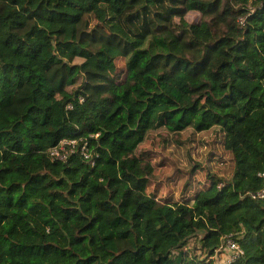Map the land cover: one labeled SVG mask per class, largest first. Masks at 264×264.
Segmentation results:
<instances>
[{"label": "trees", "instance_id": "obj_1", "mask_svg": "<svg viewBox=\"0 0 264 264\" xmlns=\"http://www.w3.org/2000/svg\"><path fill=\"white\" fill-rule=\"evenodd\" d=\"M158 130L224 166L160 196ZM263 171L264 0H0V264H264Z\"/></svg>", "mask_w": 264, "mask_h": 264}, {"label": "rangeland", "instance_id": "obj_2", "mask_svg": "<svg viewBox=\"0 0 264 264\" xmlns=\"http://www.w3.org/2000/svg\"><path fill=\"white\" fill-rule=\"evenodd\" d=\"M197 18L198 14L196 12H191L187 16L189 21H196ZM114 30L122 32L118 27L114 28ZM82 61L83 59L81 58L75 60L76 63ZM120 66H124L123 62H120ZM164 135L163 130L152 132L146 142L139 147L144 150H152V160L156 169V181L152 189H156L160 196H173L177 199L179 194L181 195L182 193L183 184L186 180L194 178L196 183L202 184V180L206 178L208 171H218V166H224V163L218 164L217 161L224 162L225 159L214 154L209 155V143H212V138L205 136L203 144L199 143L196 145L197 147H192L187 152L171 141L162 144ZM196 164L203 166V169L198 170L199 172L191 177L189 174L190 169ZM196 246H198L197 242L192 241L186 249L191 250L193 254H199L200 251H197Z\"/></svg>", "mask_w": 264, "mask_h": 264}, {"label": "built area", "instance_id": "obj_3", "mask_svg": "<svg viewBox=\"0 0 264 264\" xmlns=\"http://www.w3.org/2000/svg\"><path fill=\"white\" fill-rule=\"evenodd\" d=\"M239 22L243 24L242 19ZM67 143L74 146L76 142L75 140H72L69 142H61L60 148L62 150L65 149V144ZM83 153L86 158L89 157L86 146L83 147ZM52 155L56 158H59L60 160H63L65 158V155L60 154L58 148L52 149ZM259 176L264 178V171L259 173ZM251 195L257 198H264V186L256 193H251ZM243 254H244V251L240 243L232 235H230V236L224 237L220 248L217 250V253L211 258L217 260L216 264H230L236 261L237 259H239Z\"/></svg>", "mask_w": 264, "mask_h": 264}]
</instances>
